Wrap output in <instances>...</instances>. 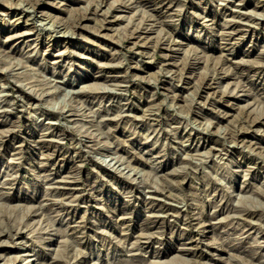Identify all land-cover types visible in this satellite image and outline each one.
I'll return each instance as SVG.
<instances>
[{
    "label": "rangeland",
    "instance_id": "1",
    "mask_svg": "<svg viewBox=\"0 0 264 264\" xmlns=\"http://www.w3.org/2000/svg\"><path fill=\"white\" fill-rule=\"evenodd\" d=\"M34 263L264 264V0H0V264Z\"/></svg>",
    "mask_w": 264,
    "mask_h": 264
},
{
    "label": "bare ground",
    "instance_id": "2",
    "mask_svg": "<svg viewBox=\"0 0 264 264\" xmlns=\"http://www.w3.org/2000/svg\"><path fill=\"white\" fill-rule=\"evenodd\" d=\"M20 232V231H19ZM14 236V235H13ZM35 264V263H34Z\"/></svg>",
    "mask_w": 264,
    "mask_h": 264
}]
</instances>
